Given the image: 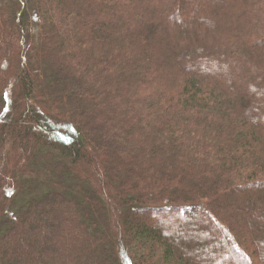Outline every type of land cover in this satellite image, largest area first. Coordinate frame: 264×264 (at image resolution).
Listing matches in <instances>:
<instances>
[{"label":"trees","instance_id":"1","mask_svg":"<svg viewBox=\"0 0 264 264\" xmlns=\"http://www.w3.org/2000/svg\"><path fill=\"white\" fill-rule=\"evenodd\" d=\"M0 264H264V0H0Z\"/></svg>","mask_w":264,"mask_h":264}]
</instances>
